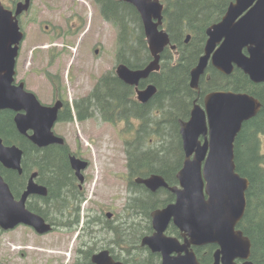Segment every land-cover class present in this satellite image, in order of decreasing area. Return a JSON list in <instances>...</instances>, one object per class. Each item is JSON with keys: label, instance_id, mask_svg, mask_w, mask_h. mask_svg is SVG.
<instances>
[{"label": "water", "instance_id": "water-1", "mask_svg": "<svg viewBox=\"0 0 264 264\" xmlns=\"http://www.w3.org/2000/svg\"><path fill=\"white\" fill-rule=\"evenodd\" d=\"M33 0L17 5L15 15L0 4V110L18 112L15 119L19 131H34L31 141L39 146L64 145L52 129L57 122L58 107L43 106L34 93L25 90L22 83L12 85L20 45L25 38L18 17L29 11ZM130 4L141 16L148 47L153 60L143 69H131L124 64L117 67V76L126 84L138 87L142 80L160 71L161 54L171 44L169 34L160 30L163 25L164 4L160 0H116ZM205 53L191 71L190 86L199 90L200 79L211 64L219 72L230 75L235 66L255 84L264 83V0H235L223 19L207 30ZM189 35L186 39L188 43ZM175 48V46H173ZM247 51V54L244 53ZM157 93L154 85L138 90V98L147 103ZM262 103L247 93L216 91L205 98L204 107L195 104L188 121H180V135L185 159L177 174L180 186L170 187L160 175L143 179L148 189L155 192L168 189L176 201L152 213L154 235L145 237L142 245L160 252L163 264H200L187 246L168 238L165 231L171 221L189 235L193 245L218 244L214 264H254L252 242L238 228L247 210V192L250 181L237 172L235 142L244 123L260 113ZM24 112V113H23ZM203 137V140L201 139ZM23 151L17 146H6L0 139V163L10 170L22 172ZM71 165L81 183L88 163L75 156ZM30 180L27 190L17 201L9 184L0 175V229L14 230L25 225L44 235L54 227L41 215L27 208L31 195L48 196V189ZM176 252L179 255L173 256ZM181 252H186L181 256ZM95 264H114L109 252L94 256ZM122 264V263H115Z\"/></svg>", "mask_w": 264, "mask_h": 264}, {"label": "trees", "instance_id": "trees-1", "mask_svg": "<svg viewBox=\"0 0 264 264\" xmlns=\"http://www.w3.org/2000/svg\"><path fill=\"white\" fill-rule=\"evenodd\" d=\"M161 1L165 5V26L172 44L177 46L179 58L175 62L173 55L165 52L162 55L163 63L160 72L153 73L149 80L143 81L140 85L141 88H145L148 83H154L158 87L157 96L150 102L157 103L160 108L138 106L134 99V88L126 85L115 73L110 72L99 80L92 94L80 102H97L96 110H92L95 106L83 104L81 108L77 107V115L80 120L97 115L103 122L115 127L126 120L127 129L119 133L124 140L132 176L160 174L169 184H174V169L181 167L184 158L179 121H186L190 118L193 103L197 97V93L189 85L190 74L204 53L208 28L223 19L229 5L235 0ZM95 2L118 29V63L131 69L145 68L152 61V56L147 45L142 19L136 8L116 0H95ZM188 35L192 38L187 45L185 41ZM209 73L210 81L201 83L203 93L233 90L248 93L262 103L260 113L254 119L244 123L236 139L235 162L237 172L250 181V188L247 192V210L238 228L252 242V261L255 264H264V155L262 153L264 83L258 85L252 83L248 76L240 70H236L230 77L222 75L213 67L209 68ZM100 94L103 95L101 99ZM128 96L130 99L127 98ZM107 104L115 106L106 108ZM91 113L92 115H89ZM139 117L142 123L139 127H133L132 120ZM129 130H136L134 140L125 138L124 133ZM0 136L7 144L19 143L25 153L28 152L27 160L33 156L32 164L39 167L47 179L45 181L50 188V194L47 198H41L42 201H32L28 208L57 227L63 226L70 230H77L81 224L82 206L86 201V196L77 197V205H73L74 208H72L70 198L59 194L62 189V179L65 175L66 179L69 176L67 172L61 170V168L68 167V164L60 160L59 150L64 151L65 149L40 150L32 148L33 146L25 141L11 142L12 138L4 136L1 131ZM32 151L35 152L33 155ZM66 151H69V148H66ZM0 174L14 193L16 187L12 181L11 172L6 170L1 163ZM70 182L69 179L66 180V183ZM138 194V199L130 203L128 208L131 215L130 228L126 229L123 225L120 228H113L115 236L120 239L121 243L129 241L132 248L139 244L140 236L149 231L151 212L164 207L169 200L173 199L172 194L165 190L162 195L158 196L148 195L149 193L144 191ZM68 213L74 217L61 219V216ZM138 215L141 217L137 218ZM93 221V219L87 220L84 230L92 231ZM134 253L130 256L131 264L150 262L149 254H147L148 259L144 261Z\"/></svg>", "mask_w": 264, "mask_h": 264}, {"label": "flooded vegetation", "instance_id": "flooded-vegetation-1", "mask_svg": "<svg viewBox=\"0 0 264 264\" xmlns=\"http://www.w3.org/2000/svg\"><path fill=\"white\" fill-rule=\"evenodd\" d=\"M3 1L4 0H0V4L4 5V7L6 9L12 11L13 14L15 15L18 3L24 2L25 0H10L11 1V5L10 6H8V5L6 6L3 3ZM76 1L77 0H72L70 2V6H68V10L72 11V14H71L70 18H68V20H66V23H65V25H66V27H68V29L63 31V34H67V36H71V37L74 36L77 33V31H79L83 27V25L85 24V18H86L83 8L80 7V5H78ZM92 1H93V4H95V6H96V10H97V14L96 15L98 16V18H101L104 21V23L109 24L112 29L116 28L115 25L113 24V22L110 19H108V17L104 14L102 8L99 5L96 4L95 0H92ZM33 2H34V0L31 3V7H30L29 11L24 12L22 15H20L18 17L19 25L21 27L22 32L25 34V38H26V33H25L24 29L22 28L21 22L23 21L24 16L31 11ZM162 4H164V3H162ZM72 7L75 8V10L74 9L71 10ZM163 16H164L163 25L160 27V30H165L169 34V32L167 31V28L165 26L166 25V23H165V21H166L165 10H164ZM92 23H94V22L92 20H90V25H89V28L86 30V32L89 29L92 30V25H93ZM45 29L47 30L48 33L57 32L58 31L57 28H55V27L53 28L52 26H46ZM206 36H207V32H206ZM169 37H170V34H169ZM25 38H24V40H25ZM191 38H192V36H191ZM24 40H23V42H24ZM207 40H208V36H207ZM207 40H206V42H207ZM146 41H147V39H146ZM190 41H191V39H190ZM190 41L188 43L186 41L185 42L188 45L190 43ZM23 42L20 45L19 56L17 58L16 68H15L16 74L14 76V81L12 82V85L14 87H17V86H19L20 84L23 83L25 85V90L28 91V92L34 93L36 95L38 101L43 106L50 107V108H54V107H58L59 108L58 109V115H57V122L55 123V125H54V127L52 129V132L57 137L63 138L64 141H65V144L64 145L50 144V145H48L46 147H39V146L35 145L30 139V137L34 134V131L32 129H29L26 134L21 133L19 131V129L17 127V124H16V121H15V119H16V117L18 115V112L14 111V110H11V109L0 110V131H1V134H3L4 136L11 137L12 138L11 142H15V141H18V140H21L19 142H24L25 141L26 143H29L31 146H33L32 148H37V149H40V150L60 149V148H62V149L64 148L65 149L64 151L59 150L60 160H63L64 163L68 164V167L61 168V170H62V172H67L68 173L69 176L67 177V179H69L71 182L70 183H66L67 179H66V175H65L64 178L62 179L63 180L62 189H61V193H59V194H60V196H64V197L70 198V204H71L70 207L74 208L73 205H77V202H78L77 201V199H78L77 197L86 196L85 195V192H86L85 185L87 184V182L89 180V176L87 174H85V172H87L88 169L90 168L91 161L85 159V156L82 153H81L82 154L81 155L79 152L78 153L77 152H73L71 150V147L67 143L66 138L63 137L60 134V130L58 131L56 129V127L58 125H61V124H64V123H66V124H74V126L77 125V124L85 125V124H88V123H91V122L92 123L97 122V120H99L101 123L104 124L105 122H103L97 115L96 116L92 115V113L89 114V115H92V117L89 116V117H87L84 120H80V118L77 115V109H78L77 107L79 106L81 108V106L83 104H88L89 106H95V107L92 108V110L93 109L96 110L97 102H91V101L85 102V103H80V102H82L83 100L87 99L92 94V92L94 91L97 83L99 82V80L101 78L104 77V75H106V74H108L110 72L115 73L117 75V72H116L117 68H116V70H113V71H106L105 73L101 72L100 75L98 76V78H96V80H95L94 87L91 90H89L88 92H86V94H84V93H81V94L78 93L77 94L76 90H74V94H71L68 91L69 90L68 87H67L68 83H70V82L74 83V84H78L79 83V76L78 75L76 76V75L71 73V68L73 67V63L70 65V70L68 71V74H66V76L63 75L62 73H59V72H55L53 74V73L47 71V72L44 73V78L47 80V82L49 83V85L51 87V95H50V101L49 102H43L35 92H33L32 90H30L27 87V82L26 81L19 79V70H18V66L19 65L18 64H19L21 46H22ZM170 42H171V37H170ZM147 45H148V43H147ZM173 46H175V48H173ZM105 50H106V48H105L104 42L99 41V42L93 44L92 51H93V54L95 55L96 58L102 57L103 54L105 53ZM165 52L171 53L173 55V59H174L175 62L179 58V51L177 50V46L173 45L172 42H171V44L169 46H167L164 49V51L162 52V54H161L160 70L162 68V63H163L162 55ZM204 53H205V48H204ZM204 53H203V55H204ZM244 53L247 54V51L244 50ZM150 54H151V52H150ZM119 65H120V63L117 64V67ZM210 67H213V66L210 64L208 69L206 70V74L204 76H202L201 79H200L199 90H194L190 86V88L197 93V97L194 100L193 107H194V105L196 103L200 104L201 106L204 107L206 96L208 94L212 93V92H216V91H232V92H235V93H243V92H236V91H233V90H216V91H212V92L203 93L202 89H201V83L204 82V81L205 82L206 81H210V79H211L210 73H209V68ZM236 70L242 71L241 69H239L236 66L234 68L233 73L230 74L229 76L219 72L218 70H216V71H218L219 73H221L222 75H224L226 77H230L231 75H233L235 73ZM158 72H160V71H158ZM158 72H154V73H158ZM149 78L145 79V80H142L138 87L131 86V87L134 88V93H135L134 99L137 102L138 106L139 105L140 106H148V107H151V108L153 107V108H158L159 109L160 105H158L157 103L155 104V103L150 102L151 100H154L155 96H157V94L159 92L158 91L159 90L158 87L154 83H148L145 88H141L140 87L141 83L143 81L149 80ZM248 78H249V76H248ZM190 80H191V74H190ZM250 81H251V79H250ZM123 83H125V82H123ZM126 85H128V84H126ZM149 85L156 86L157 93L152 97V99L150 101H148L147 103H142L139 100V98H138V90H144ZM189 85H190V82H189ZM128 86H130V85H128ZM97 96H95V97H97ZM99 98L100 99L103 98V95L100 94ZM127 98L130 99L129 96ZM114 106L115 105H113V104H107L105 107L106 108H113ZM193 107H192V109H193ZM85 115H87V114H85ZM155 115H157V113H155ZM190 117H191V113H190ZM188 120H186V121H188ZM132 121H133V127H139L140 124L142 123L141 117L133 119ZM180 121H182V120H180ZM180 121H179V123H180ZM126 123H127V121L124 120L123 122L119 123V125L116 127V129L119 132L126 130L127 129V124ZM105 124L111 125L110 123H105ZM111 126L115 128L114 125H111ZM84 133L87 134L86 132H84ZM124 135H125L126 139H129V140L133 139L134 140L136 138V136H135L136 135V130H134V131L133 130H129V132H125ZM74 136H75V139H77V140H80L83 137L82 132H79V131H77V134L74 135ZM119 137L122 140V137H121L120 134H119ZM0 139L3 141L4 145H6V146H17L18 148H20L23 151V158H22V163H21L22 172L20 173L17 170L6 169V170H9L11 172V178H12V181H13L15 187H16V191L14 193L12 192L13 195H14L15 200L19 201L22 198V196L25 193V191L27 190L28 185L30 183V180H31V178H32V176L34 174H37V177L35 178V183H37L39 186L46 187L48 189V195H49L50 194V188H49L47 182L45 181L47 179L44 176V173L41 172L40 168L36 167V166H34L32 164L33 161H31V160H32L33 156L29 157L30 160H27V157H28L27 153L28 152L25 153L24 149L22 148L21 145H19V143L18 144H16V143L15 144L14 143L7 144L2 136H0ZM201 139L203 140V137ZM66 148H69V151H66ZM182 149H183V152H184L183 142H182ZM33 152L34 151H32V155H33ZM37 152L43 153V152H46V151H37ZM125 152H126V147H125ZM126 154H127V152H126ZM72 156H75V157H77V158H79V159H81L83 161H86L89 164L87 169L85 171H83V173H82L83 177H84V183L80 182L79 178L76 175L75 170L72 168V165H71V157ZM184 159H185V152H184L183 163H184ZM27 163H29L30 165H28ZM183 163H182L180 168H177L176 170L174 169V172H175V179H174L175 183L174 184H169L168 181L165 179V177L160 175V174H154L153 173V174H150L148 176H132L131 170H130L129 166H127V168H128V175H127V184H128L127 185L128 186L127 190H128V192H127L126 202L132 204L136 199H138V197H139L138 193L141 192V191H144L146 193L148 192L149 193L148 195L154 194L155 196L162 195L163 190L171 193L166 188H160L159 190L153 192L150 189H148L140 181L143 180V179H148L152 175H160V176H162L165 179V181L168 183V185L170 187H173V186H178L179 187L180 184H179V181L177 179V174L182 169ZM127 165H128V156H127ZM172 196H173V199L169 200L164 207L154 209L151 212V214H150V229H149V231H146L145 235H143V236L141 235L140 236L139 242H138L139 244L136 245L135 248H132L130 246L129 241L121 243L120 239H118L115 236V233H114V230H113V228H116V227L120 228L122 225L126 229H129L130 228V219L131 218L126 216L124 220H120V221L116 220V225H115V223L112 220L115 216L112 213H110V212L108 214H106L105 216H103V217L100 216V215H98V216L96 215L94 217H90V218L88 217L87 219H86L85 215H83V213H82L81 224H80L79 228L77 229L78 230L77 237H76V240L74 241L75 243H74V245L72 246L71 249L68 248L69 242H67L66 244H63V245H59V244L56 243V245H55L54 242L51 239H49V240L45 239L46 236H49L51 234H60V235L64 234L63 232H59L57 230V226H55L54 224L50 223L47 220L46 221L48 223H50L54 227V230H52L51 232H49L47 234L41 235V234L37 233L31 227H28V226H25V225H19L14 230L1 231L0 232V238L2 237V235L6 234V233L15 232V230H17L18 228L30 229L29 233L35 235V238H36V242L35 243H36V245L38 247L43 248V249H39V250H43L44 252H48V254L31 255L32 247H30L29 242H27L26 240H22V241L16 243L17 245L14 246V249L16 250V252H15L16 258L20 261L17 264H65V263L66 264H95L93 262L94 256L99 254V253H101V252H104V251H108L109 252L110 258L113 260L114 264L115 263L131 264L130 263V256L134 252H138V253H134V254H138L139 257H140L139 259L140 260L144 259V261H146L148 259L147 254L150 255V258H149L150 262L149 263L145 262V263H142V264H163L162 253L153 252L149 247L143 246L142 242H143V239L145 237L152 236L155 233V230H154L153 224H152V213L154 211H156V210L164 209L167 206H169L170 204L175 203L176 196L174 194H172ZM47 197H43V196H40V195H31L29 197L28 201H27V208L29 207V204L32 201H42L41 198H47ZM128 208H129V206H128ZM82 212H83V210H82ZM73 217L74 216H71L68 213V214H65V216H61V219H63V218L72 219ZM92 219L94 220L93 224H92L93 230L92 231L84 230V225L86 224V221L87 220H92ZM96 219H98L99 221L98 220H97L98 222L95 221ZM104 229H106L109 232L111 237L113 236L112 239L108 240L109 236H107V239H105V238L101 239V237H99V235L101 233V230H104ZM68 230L72 231V232H75V229H72V230L68 229ZM67 234L71 235V232H67ZM165 235L168 238L177 239L179 244H180V246L186 245L187 246V248H186L187 251L194 252V254L196 255V258H197V260L199 261L200 264H214L215 263L216 252L220 249L218 244L210 243V244L197 245V246L193 245L191 243V238L189 237V235L184 234L174 224L173 221H171L169 223V225H168V227H167V229L165 231ZM0 250H1V242H0ZM55 253H57V254H55ZM62 254L68 255V262L66 261V259H67L66 256H63ZM185 254H186V252H181V256H184ZM178 255L179 254L176 253V252L173 253V256H178ZM151 256H152V258H151ZM243 263H244L243 260H240V259L236 260V264H243ZM0 264H5V263L0 261Z\"/></svg>", "mask_w": 264, "mask_h": 264}, {"label": "rangeland", "instance_id": "rangeland-1", "mask_svg": "<svg viewBox=\"0 0 264 264\" xmlns=\"http://www.w3.org/2000/svg\"><path fill=\"white\" fill-rule=\"evenodd\" d=\"M71 1L34 0L31 11L21 22L26 38L21 46L19 57V79L26 81L27 87L43 102H49L51 95V87L44 78V73L47 71L53 74L59 72L66 76L73 63L71 73L79 76V83H68V91L71 94H74V90L77 94H86L94 87L95 80L101 72L105 73L117 68L118 29H112L109 24L98 18L96 6L92 0L76 1L85 12V24L72 37L63 34V31L68 29L65 25L66 20L72 14V11L68 10ZM3 3L6 6L11 5L10 0H4ZM73 9L75 10L72 7L71 10ZM90 20L94 22L92 30L89 29L86 32ZM46 26L55 27L58 31L48 33ZM99 41L104 42L106 50L102 57L96 58L92 47ZM56 129L60 130V134L66 138L73 152L82 153L85 159L91 161L90 168L85 172L89 176L85 185L86 201L82 207L86 219L96 215L103 217L110 212L115 216L112 220L116 225V220H124L126 216L131 217L128 210L130 203L126 202L127 154L124 140L119 137L120 133L116 127L97 120L94 123L75 126L64 123L58 125ZM77 131L82 132L83 137L80 140L75 139L74 135ZM262 142L264 155V137ZM137 218L140 216L138 215ZM29 230L18 228L15 232L2 235L0 261L5 264L19 263L14 246L22 240L29 242L32 247L31 255L48 254L39 250L43 248L36 245L35 235L29 233ZM57 230L64 234H51L45 239H51L55 245L69 242L68 248L71 249L78 230L72 232L63 226L57 227ZM67 232H71V235ZM107 236H109L108 240L113 238L106 229L101 230L99 237L107 239ZM62 255L66 256L68 262V255Z\"/></svg>", "mask_w": 264, "mask_h": 264}, {"label": "bare ground", "instance_id": "bare-ground-1", "mask_svg": "<svg viewBox=\"0 0 264 264\" xmlns=\"http://www.w3.org/2000/svg\"><path fill=\"white\" fill-rule=\"evenodd\" d=\"M133 142V141H132Z\"/></svg>", "mask_w": 264, "mask_h": 264}]
</instances>
